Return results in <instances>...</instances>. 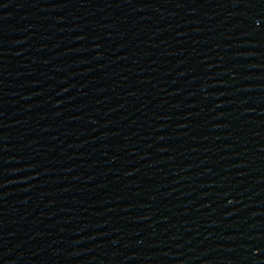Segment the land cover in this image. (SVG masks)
Segmentation results:
<instances>
[{
    "label": "water",
    "instance_id": "water-1",
    "mask_svg": "<svg viewBox=\"0 0 264 264\" xmlns=\"http://www.w3.org/2000/svg\"><path fill=\"white\" fill-rule=\"evenodd\" d=\"M0 264H264V0H0Z\"/></svg>",
    "mask_w": 264,
    "mask_h": 264
}]
</instances>
